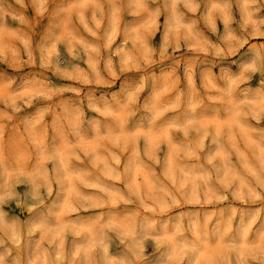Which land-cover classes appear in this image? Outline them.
<instances>
[{"label":"clouds","instance_id":"1","mask_svg":"<svg viewBox=\"0 0 264 264\" xmlns=\"http://www.w3.org/2000/svg\"><path fill=\"white\" fill-rule=\"evenodd\" d=\"M184 2L32 0L37 15L49 18L44 35L33 41L22 31L29 25L22 11L27 7L25 0H0V63L7 66L0 69V103L11 112L6 116L0 113V177L11 175L14 183L27 186L25 199L30 213L50 222L66 201L71 202L73 211L95 207L73 183L79 179L85 187L93 186L84 178L95 174L79 165L84 163L82 155L94 162L97 153L86 151L85 145H111L129 152V163L122 172L117 171L119 158L107 156L113 169L108 178L124 180L130 193L126 204H131L133 197L158 204L162 197L153 194L159 188L152 189V182L160 188L165 185L152 169V164L161 163L151 147L155 136L160 144L175 141L183 150L177 157L175 179L167 170V161L163 162L162 175L172 181L170 190L179 197L171 199L170 206L183 200L225 203L226 207L215 213L199 211L201 215L215 214L218 219L226 216L230 221L237 213L227 205L229 195L245 199L252 183L264 189V0H243L247 11L235 27L230 19L233 0H191L186 6L193 12L199 3L205 4L198 19L179 10ZM122 9L140 19L127 21L122 27ZM86 10H90L87 19ZM209 11L222 20L229 19L218 43L204 40L201 46L193 39L194 34L203 39L201 22L216 33ZM74 13L95 40L80 36ZM161 16L163 31L156 47L151 41L161 27ZM8 17L19 27H3ZM148 23L150 27H146ZM17 34L22 48L9 42L8 38ZM120 35L124 39L113 49ZM61 43L65 45L63 52L58 47ZM22 51L27 59L22 58ZM190 52L204 55L189 56ZM7 121H13L11 126ZM177 132L182 139L176 138ZM141 140L144 155L152 164L141 156ZM145 176L151 177L147 184L150 190L139 196L137 177ZM95 180L97 185L102 182L99 175ZM197 196L204 199L198 201ZM249 198L253 202L264 199ZM112 212L110 208L106 215ZM119 214L124 215L132 232L142 227L150 233L157 227L153 217L141 216L138 223L139 214L132 209ZM260 214L257 208L239 213L238 229L229 237L233 258L225 255L222 264H251L241 259V246ZM215 235L206 233V237ZM257 237L264 240V224L257 228ZM144 238L148 239L147 233Z\"/></svg>","mask_w":264,"mask_h":264},{"label":"rangeland","instance_id":"2","mask_svg":"<svg viewBox=\"0 0 264 264\" xmlns=\"http://www.w3.org/2000/svg\"><path fill=\"white\" fill-rule=\"evenodd\" d=\"M191 0H185L179 5V10L186 16L198 19L205 12V4L199 3L196 11H190L186 6ZM26 10H22L29 20V25L23 26L22 31L32 36L33 41L44 35L45 29L48 27L49 18H43L37 15V6L32 4V0H25ZM19 8V6L14 5ZM89 11L86 10L84 15L87 19ZM247 6L240 0H233L231 5V17L233 21L232 27H235L236 21H240L246 13ZM105 12L107 8L105 6ZM209 19L215 26L214 34L209 27L203 22L199 24V28L203 33L201 36L194 34L193 39L203 46L204 40L209 43H218L217 37L225 32V20L214 16L209 11ZM264 16V12L261 13ZM140 17L133 16L127 10H121L120 22L123 27L124 23L132 20H139ZM74 23L79 30L80 36L84 40L93 41L90 33L85 31L82 25L75 19ZM160 29L155 33V39L151 42L154 46L159 47L160 37L163 31L164 17L159 18ZM3 27L8 29H16L19 27L17 21L6 18ZM150 27V23L146 24ZM51 35V33H49ZM9 42L17 47H23L20 44V38L16 36L9 37ZM123 35L117 36L115 44H121ZM264 39V38H262ZM130 46V45H129ZM61 52L64 51L65 45H58ZM52 53L50 52V55ZM203 56L204 53L190 52L189 56ZM22 58L27 59L23 54ZM6 64L0 63V69H6ZM10 71V69H9ZM253 80V84L256 80ZM63 82V81H58ZM31 111V109H28ZM0 113L11 115V112L3 103H0ZM2 118V117H0ZM9 126L13 121H7ZM253 123H255L253 121ZM171 137L172 134L170 133ZM177 139H182L181 133L175 134ZM238 142H239V138ZM208 141H205L207 144ZM157 159L161 162L152 164V161L144 155L145 143L143 140L139 142L141 156L149 164L157 176L164 180V187L155 185L152 182V189L159 188L154 191V195L160 199L158 204H154L152 200H140L133 197L131 204H126L129 199V188L123 179H109L113 169L109 166L110 161L107 156L118 157L120 164L117 171L122 172L124 167L129 163L130 153L121 152L119 148L111 145H104L103 148H96L94 145H85L86 151H95L97 158L94 162H90L82 155L83 164L79 167L85 171L99 175L101 183L96 184L95 175L85 177L89 187H85L80 183L79 179L73 181L79 193L88 198L95 207L88 210L78 209L72 210L70 201L64 202L53 213L50 222L43 217L38 218L35 212L30 213L26 207L27 186L24 184H16L13 182L11 175L0 177V264H128L131 260L134 264H222L225 255L229 259L233 258L230 251L232 242L229 239L232 232L238 229L240 224L239 213L247 208L261 209L260 216L251 228L247 230V236L244 238L241 246V259H246L251 264H264V240L257 237V228L264 224V199H257L253 202L249 197L264 198V189L257 184H249L251 191L247 192V196L243 200L233 199L229 195L227 205L236 209V215L229 221L228 217L219 218L215 215H201L200 209H208L212 213L226 207L225 203L211 202L204 204L201 202H191L183 200L178 205L170 206L169 201L174 197L170 190L173 187L172 181L165 179L162 175L163 162L167 161V170L175 179V171L178 165L177 157L182 153V148L178 142L169 144H160L159 137H153L151 141ZM191 162V161H190ZM235 162V158H234ZM95 163V167H93ZM189 178L191 173L188 174ZM143 180L145 183L141 184ZM151 177H137L136 190L139 196H143ZM245 189L241 188V195H245ZM204 197L197 196L198 201H202ZM211 200V197H208ZM21 206H17V204ZM113 212L106 215L109 209ZM124 209H132L137 212V221L141 216L156 218L157 227L148 233L146 229L141 227L139 232H132L127 227L124 215L119 214ZM251 221L245 222V227ZM229 229L231 231H229ZM216 233L215 237H206V233ZM147 233L148 239L144 238ZM226 233V234H225ZM189 248H195V252L189 253ZM183 257V258H181Z\"/></svg>","mask_w":264,"mask_h":264}]
</instances>
